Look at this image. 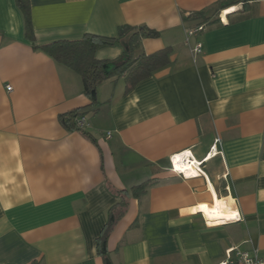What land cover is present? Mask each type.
Wrapping results in <instances>:
<instances>
[{
    "label": "crops",
    "instance_id": "0c3cea01",
    "mask_svg": "<svg viewBox=\"0 0 264 264\" xmlns=\"http://www.w3.org/2000/svg\"><path fill=\"white\" fill-rule=\"evenodd\" d=\"M220 1L30 0L37 45L130 25L160 33L136 57L172 49L128 93L125 75L104 81L86 127L70 130L60 115L92 102L81 76L36 50L16 1L0 0V264H219L234 247L264 259V0L218 12ZM203 10L206 29L187 42ZM127 43L96 57L117 60ZM217 138L222 154L203 174L170 170L172 156L199 162ZM144 182L115 208L99 254L120 192ZM216 197L229 206L206 210Z\"/></svg>",
    "mask_w": 264,
    "mask_h": 264
},
{
    "label": "trees",
    "instance_id": "16d2710c",
    "mask_svg": "<svg viewBox=\"0 0 264 264\" xmlns=\"http://www.w3.org/2000/svg\"><path fill=\"white\" fill-rule=\"evenodd\" d=\"M15 1L23 16L25 38L33 42L36 50H42L58 63L79 74L83 81L84 93L92 100L87 107L77 108L60 115V121L67 129L76 130V118L86 114L88 110L97 105L94 92L107 79L125 75V93H128L139 82L151 77L157 70L170 64L171 47H165L151 54L142 53L136 57L135 52L140 47L142 39L160 36L157 30L147 26L122 25L118 28V34L115 37L87 33L77 39H61L37 45L35 44L30 0ZM241 2L242 0H230L229 2L221 0L216 11L220 12ZM192 16L203 24L210 19L208 10L196 12ZM123 38H127L128 43L119 59L109 61L100 60L96 57V52L100 47L118 44ZM83 132L91 138L89 134ZM148 186L149 182H144L120 192L121 201L111 209L109 220L98 238L99 254L108 253L107 238L119 217L116 218L115 216V208L119 207L123 211L127 207L129 197H141L146 193Z\"/></svg>",
    "mask_w": 264,
    "mask_h": 264
},
{
    "label": "built area",
    "instance_id": "2783aa9c",
    "mask_svg": "<svg viewBox=\"0 0 264 264\" xmlns=\"http://www.w3.org/2000/svg\"><path fill=\"white\" fill-rule=\"evenodd\" d=\"M205 29H206L205 24H200V25H197L196 27L190 28L187 31V42H190V39L192 38H196L200 33L205 31ZM202 51H203V43L199 40H196L194 47H193V52L196 55H198L202 53ZM6 87H7V90L9 91L13 90V87L10 84H8ZM75 122H76V128L78 130H83L86 127L87 118L84 114H82L76 118ZM110 136H111V133L109 132L108 137ZM219 142H220V138H217L210 152L207 154V156L203 160L199 162H195L194 160H191L188 154H185L183 155L182 162H186L187 164L190 163L191 165L195 167L196 172L193 173V175L203 174V167H202L203 162L209 160L212 155L222 154V151L217 149V144ZM181 154H184V152ZM178 155L179 154L171 157L170 170L172 172L182 174L184 177H189L188 174H186V172H182L184 170H179V168L177 167L176 157ZM219 264H264V259H262L259 256L257 250L255 249L246 250V249H242L239 247H234L228 250L226 259Z\"/></svg>",
    "mask_w": 264,
    "mask_h": 264
},
{
    "label": "bare ground",
    "instance_id": "6f19581e",
    "mask_svg": "<svg viewBox=\"0 0 264 264\" xmlns=\"http://www.w3.org/2000/svg\"><path fill=\"white\" fill-rule=\"evenodd\" d=\"M228 11L229 10H226L225 12H223L224 20L226 18V15H227ZM176 158H177V167L179 168V170H184L182 172H186V174H187L190 171H193L192 170L193 168L195 170V167L193 165H191L190 163L187 164L186 162H182V159H183V155L182 154H179ZM215 199H216V201L214 202L215 204L213 203V205H207V204L204 205L206 210H212V208H215V207H216V210H218L221 207L229 206L223 199L221 200V199H218L217 197ZM230 201H232V200L230 199Z\"/></svg>",
    "mask_w": 264,
    "mask_h": 264
},
{
    "label": "rangeland",
    "instance_id": "374dc122",
    "mask_svg": "<svg viewBox=\"0 0 264 264\" xmlns=\"http://www.w3.org/2000/svg\"><path fill=\"white\" fill-rule=\"evenodd\" d=\"M230 0H227V2H229ZM213 14H214V12H213Z\"/></svg>",
    "mask_w": 264,
    "mask_h": 264
},
{
    "label": "water",
    "instance_id": "95a60500",
    "mask_svg": "<svg viewBox=\"0 0 264 264\" xmlns=\"http://www.w3.org/2000/svg\"><path fill=\"white\" fill-rule=\"evenodd\" d=\"M96 92H94V94H95Z\"/></svg>",
    "mask_w": 264,
    "mask_h": 264
}]
</instances>
